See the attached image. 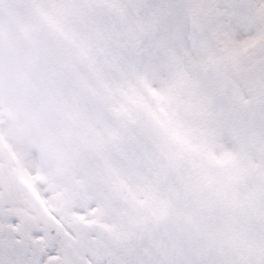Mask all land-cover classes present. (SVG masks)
<instances>
[{
	"label": "snow or ice",
	"instance_id": "obj_1",
	"mask_svg": "<svg viewBox=\"0 0 264 264\" xmlns=\"http://www.w3.org/2000/svg\"><path fill=\"white\" fill-rule=\"evenodd\" d=\"M0 264H264V0H0Z\"/></svg>",
	"mask_w": 264,
	"mask_h": 264
}]
</instances>
